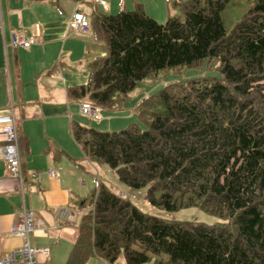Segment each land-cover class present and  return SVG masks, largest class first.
Returning a JSON list of instances; mask_svg holds the SVG:
<instances>
[{
    "label": "trees",
    "instance_id": "obj_1",
    "mask_svg": "<svg viewBox=\"0 0 264 264\" xmlns=\"http://www.w3.org/2000/svg\"><path fill=\"white\" fill-rule=\"evenodd\" d=\"M233 0H176L158 22L137 4L92 11L88 29L106 50L68 95L112 109L139 84L174 67L216 62L218 74L165 85L137 106L142 127L97 130L73 121L85 155L113 169L147 201L200 206L222 224L167 221L98 182L67 264L97 255L125 264H264V0H250L228 31Z\"/></svg>",
    "mask_w": 264,
    "mask_h": 264
},
{
    "label": "crops",
    "instance_id": "obj_2",
    "mask_svg": "<svg viewBox=\"0 0 264 264\" xmlns=\"http://www.w3.org/2000/svg\"><path fill=\"white\" fill-rule=\"evenodd\" d=\"M173 1L0 0V119L7 118L11 106L17 120L24 177L22 194L17 189V178L0 160V256L22 243L9 230L22 218L24 205L46 227L31 235L35 246L48 248L47 254L37 255L36 264H67L84 212L80 205L87 183L82 184V176L94 175L100 167L85 155L72 135L73 121L84 124L77 120L81 100L68 92L86 83L87 64L106 50L89 29L71 28L73 14L80 12L90 19L94 10L114 14L139 4L146 14L162 23L177 14ZM20 30L36 42L26 48L12 47L11 33ZM2 127L0 121V145L4 142ZM48 170H54L56 176H49ZM32 171L38 174L36 183L28 179ZM59 208L70 211L72 223L56 213ZM84 264L125 262L119 257L108 263L92 255Z\"/></svg>",
    "mask_w": 264,
    "mask_h": 264
},
{
    "label": "rangeland",
    "instance_id": "obj_3",
    "mask_svg": "<svg viewBox=\"0 0 264 264\" xmlns=\"http://www.w3.org/2000/svg\"><path fill=\"white\" fill-rule=\"evenodd\" d=\"M249 1L250 0H233L227 6L222 16L225 27L228 31L231 30L244 14ZM216 65V62L212 60L209 63H204L198 67L187 68L178 66L166 71H161L156 77L147 78L142 81L138 87L128 94V97L125 98V100L120 101L112 109L100 108L98 119H90L79 113L77 115V120L82 122L86 127L95 128L97 130H119L127 127L131 123H137L142 127L139 115L137 114V106L144 98L168 84L204 75L215 76L218 74ZM99 166V170L96 171L94 175L90 173L83 174L82 176V184L84 185L87 183V193L82 197L81 200H83V203L80 205V207L84 206V209L89 206L92 193L100 181L113 192H122L123 197L128 198L142 212L167 221L201 222L210 225L226 222L225 217L213 214L197 205L181 207L177 210H167L155 207L147 201L145 187L131 188L120 182L115 171L109 166L106 164H99Z\"/></svg>",
    "mask_w": 264,
    "mask_h": 264
},
{
    "label": "built area",
    "instance_id": "obj_4",
    "mask_svg": "<svg viewBox=\"0 0 264 264\" xmlns=\"http://www.w3.org/2000/svg\"><path fill=\"white\" fill-rule=\"evenodd\" d=\"M70 26L73 29L87 30L89 26L88 18L80 12H75L70 21ZM36 42L33 36L26 35L23 30L15 31L11 33L10 44L12 47L26 48ZM79 112L90 118L98 119L100 108L96 105L84 101L78 107ZM9 115L5 119H0L3 122L1 130L3 137V144L0 145V160L5 163L8 173L17 178V189L23 194L24 190V177L22 174L21 158L18 149V132H17V120L13 113V109L9 106ZM49 176H56L54 170L47 171ZM28 179L31 182L36 183L38 180V174L32 171L28 175ZM116 194L123 197L122 192ZM22 218L20 221L11 225L9 234L20 237L22 243L20 246L11 250L8 254L0 256V264H36V257L40 253L47 254V247H38L31 242V235L36 229H46L41 221L36 217V214L21 206ZM64 219L70 223L71 213L65 208H59L56 211Z\"/></svg>",
    "mask_w": 264,
    "mask_h": 264
}]
</instances>
